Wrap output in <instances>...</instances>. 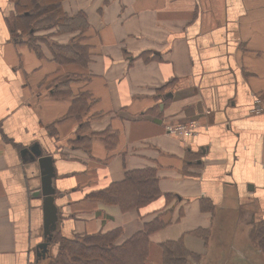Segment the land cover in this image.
<instances>
[{
  "label": "crops",
  "instance_id": "0c3cea01",
  "mask_svg": "<svg viewBox=\"0 0 264 264\" xmlns=\"http://www.w3.org/2000/svg\"><path fill=\"white\" fill-rule=\"evenodd\" d=\"M18 1L0 0L1 264H32L44 242L41 171L23 156L35 144L55 161V234L121 230V244L163 222L149 264L169 242L199 264H264L251 240L264 220V0H64L73 26L86 20L59 44L51 15L26 25ZM72 45L86 57L57 62ZM191 123V139L167 133ZM137 173L154 201L106 200Z\"/></svg>",
  "mask_w": 264,
  "mask_h": 264
},
{
  "label": "trees",
  "instance_id": "16d2710c",
  "mask_svg": "<svg viewBox=\"0 0 264 264\" xmlns=\"http://www.w3.org/2000/svg\"><path fill=\"white\" fill-rule=\"evenodd\" d=\"M64 0H19L17 11L22 15V21L30 24L35 18L51 15V26H59L60 30L67 31L76 27H83L85 16L80 15L82 23L73 26V19L62 14L61 3ZM31 9L33 11L31 12ZM29 33L31 28L28 30ZM79 51H76V50ZM55 59L59 63H80V59L74 56L86 57L84 49L80 46H56L53 50ZM88 61H86L87 63ZM84 63V64H86ZM113 195L107 193L106 200L116 203L125 210L138 209L154 201L159 196L156 183L144 173L131 174L127 180L116 186ZM163 222H156L146 226V229L131 239L119 244L117 241L121 230L106 234L85 236L82 238H65L59 235L61 253L53 257L52 264H149V235L164 227ZM251 240L264 253V220L259 222L251 233ZM163 264H192L200 260V257L191 254L181 242H169L162 246Z\"/></svg>",
  "mask_w": 264,
  "mask_h": 264
},
{
  "label": "water",
  "instance_id": "95a60500",
  "mask_svg": "<svg viewBox=\"0 0 264 264\" xmlns=\"http://www.w3.org/2000/svg\"><path fill=\"white\" fill-rule=\"evenodd\" d=\"M23 156H29L31 162H37L41 171L40 189L33 194L43 200L44 242L37 247L36 253L37 262H40L49 252L59 222L58 208L55 204L57 197V191L54 187L56 178L55 161L52 156H44L38 144L24 150Z\"/></svg>",
  "mask_w": 264,
  "mask_h": 264
},
{
  "label": "rangeland",
  "instance_id": "374dc122",
  "mask_svg": "<svg viewBox=\"0 0 264 264\" xmlns=\"http://www.w3.org/2000/svg\"><path fill=\"white\" fill-rule=\"evenodd\" d=\"M51 24V23H50ZM50 24H48L49 26H50ZM48 25H46V26H44V29L45 28H47V26ZM55 27H53V28H51L52 30H50L49 31V37H50V39H48V40H50V42L51 43H56V44H59L58 43V38H61L62 37V35H60L59 34V31H60V28H59V26H57V25H54ZM51 39H52V41H51ZM49 42V41H48ZM37 43V42H36ZM35 46L37 47V45L35 44ZM77 51V50H76ZM76 59L78 58V56H74ZM58 234H60V235H62L60 232H57ZM56 233V234H57ZM55 234V235H56ZM55 235H54V238H53V242H52V244H53V247H52V250H53V254L54 255H52L53 257H55V256H57L59 253H61L62 251H61V247H59L60 246V243H59V235H58V237H57V239H56V241H54V239H55ZM64 236V235H63ZM39 239H43V238H41V236H39ZM53 257H51V256H49L48 258H47V261L45 262V261H43V262H39V264H52V262H54L53 260H54V258ZM32 264H36V257L34 256L33 258H32ZM198 264L200 263V260L199 261H196ZM192 263H195V262H192Z\"/></svg>",
  "mask_w": 264,
  "mask_h": 264
},
{
  "label": "built area",
  "instance_id": "2783aa9c",
  "mask_svg": "<svg viewBox=\"0 0 264 264\" xmlns=\"http://www.w3.org/2000/svg\"><path fill=\"white\" fill-rule=\"evenodd\" d=\"M255 102L260 105V100L256 99ZM262 109L258 108L257 113L261 112ZM198 124L197 123H191L188 125H179L176 127H167V133L169 135L179 136L183 139H191L193 136L197 134ZM1 264V262H0Z\"/></svg>",
  "mask_w": 264,
  "mask_h": 264
}]
</instances>
